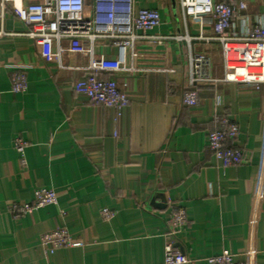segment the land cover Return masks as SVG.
<instances>
[{"label": "crops", "instance_id": "0c3cea01", "mask_svg": "<svg viewBox=\"0 0 264 264\" xmlns=\"http://www.w3.org/2000/svg\"><path fill=\"white\" fill-rule=\"evenodd\" d=\"M139 1L137 9L161 14L148 35L166 39L138 41V56L127 55L133 71L101 73L130 101L121 114L73 90L89 58L64 53L68 69L46 61L24 35L29 27L14 3H7L11 35L0 40V264H159L175 206L187 217L176 246L192 264H208L223 251L240 263L264 264V85L257 90L223 80L220 43L197 39L212 35L210 19L201 31L199 21L185 26L178 0ZM93 2L86 0L88 7ZM243 15L247 25L264 17V0H247ZM186 35L190 44L174 38ZM190 52L207 54L217 80L198 87L195 107L182 101ZM95 53L115 58L117 49L101 40ZM16 72L26 74L23 93L12 91ZM221 118L240 129L241 165L225 167L209 149L208 134ZM18 137L27 145L23 157L14 145ZM41 188L54 190L57 204L16 218L12 205L31 203ZM58 227L80 245L45 250L42 235Z\"/></svg>", "mask_w": 264, "mask_h": 264}, {"label": "built area", "instance_id": "2783aa9c", "mask_svg": "<svg viewBox=\"0 0 264 264\" xmlns=\"http://www.w3.org/2000/svg\"><path fill=\"white\" fill-rule=\"evenodd\" d=\"M165 1V0H162ZM184 24L190 20L199 21L201 31L206 19L212 21V35L201 32L199 40L206 43L219 42L224 58V81L251 85L257 90L264 85V17L247 25L248 18L243 14L247 10V0H178ZM0 2V40L11 34L5 31V13L7 3ZM15 11L21 22L29 27L24 34L32 38L40 47L46 61L57 62L60 68L68 69L63 63V55L68 52L83 55L90 60L85 78L74 83L73 90L85 95L90 103L114 109L121 114L130 101L118 83L113 79H104L102 72L133 71L127 66V55L136 58V43L141 40H151L162 43L165 37L150 36L148 33L162 23L161 14L156 9H137V0H94L88 7L86 0H40L25 5H15ZM90 8L91 17L87 10ZM240 22V29L236 28ZM189 44L191 37L175 36ZM108 41L117 49L115 58L96 55L98 41ZM189 74L183 94V104L195 107L199 103L198 87L215 83L217 80L209 75L211 60L206 53H189ZM12 91L15 94L27 90L26 74L16 72L11 77ZM219 128L208 134L209 149L223 166H238L244 163L245 154L236 145L240 129L237 124L226 118L219 119ZM15 148L23 157L26 142L16 138ZM22 164L25 160L22 158ZM264 201V185L259 191ZM58 198L54 190L37 189L31 203L14 204L11 207L16 218L31 213L48 205L57 204ZM105 218H111L112 212L104 209ZM187 217L183 209L174 207L171 217L166 245L165 259L159 264H192L176 246V238L186 226ZM41 245L45 250L55 251L63 247H78L68 231L58 227L41 237ZM208 264H247L235 261L233 255L223 251L220 255L209 257Z\"/></svg>", "mask_w": 264, "mask_h": 264}, {"label": "rangeland", "instance_id": "374dc122", "mask_svg": "<svg viewBox=\"0 0 264 264\" xmlns=\"http://www.w3.org/2000/svg\"><path fill=\"white\" fill-rule=\"evenodd\" d=\"M160 1H161V0H160ZM138 2H140V1H139V0H137V3H138ZM180 19H181V21L179 20V22H181V24H182V17H181Z\"/></svg>", "mask_w": 264, "mask_h": 264}]
</instances>
